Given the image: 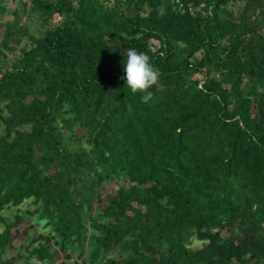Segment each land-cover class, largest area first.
<instances>
[{
    "label": "trees",
    "instance_id": "1",
    "mask_svg": "<svg viewBox=\"0 0 264 264\" xmlns=\"http://www.w3.org/2000/svg\"><path fill=\"white\" fill-rule=\"evenodd\" d=\"M5 1L0 264H264V0Z\"/></svg>",
    "mask_w": 264,
    "mask_h": 264
},
{
    "label": "clouds",
    "instance_id": "2",
    "mask_svg": "<svg viewBox=\"0 0 264 264\" xmlns=\"http://www.w3.org/2000/svg\"><path fill=\"white\" fill-rule=\"evenodd\" d=\"M131 39H141L137 34ZM125 75L121 77L133 94L141 93V101L145 104L153 99L150 89L158 84L159 71L151 64L150 56L146 52L137 51L135 48L126 50V62L123 69Z\"/></svg>",
    "mask_w": 264,
    "mask_h": 264
},
{
    "label": "rangeland",
    "instance_id": "3",
    "mask_svg": "<svg viewBox=\"0 0 264 264\" xmlns=\"http://www.w3.org/2000/svg\"><path fill=\"white\" fill-rule=\"evenodd\" d=\"M18 2H19V1H15V2H14V1H11V0H6L4 4L6 5L7 8H14V7L17 6ZM11 18H12V15H11V13H10L9 11H6V12H4V13H2V14L0 13V21H1V22H2V21H5V20H7V19H11ZM29 23H30V27H31V29H34V28H38V27H39V23H38V20L36 19V17H32V18L29 20ZM26 41H28V40L23 39L22 41H20V43H18V46H16V50L13 52L15 55H18V54L20 53V48H21L22 45H24V44L26 43ZM153 42H155V41H153ZM155 43H156V42H155ZM5 52H6V53L9 55V57H10L11 53L8 52V51H5ZM196 56H199V54L196 53ZM196 77H197V78H200L201 75H200V74H196ZM115 183H116V182L110 183V185H112V187L116 188V187H117V184H115ZM29 207H30L29 202H25L24 205H22V208H21V209H25V208H29ZM6 213H7V212H6ZM19 227H20V229H21V228L24 227V225H20ZM2 229H3V225L0 223V231H2ZM38 229H39V228H38ZM15 252H16L15 248H12V249L9 251V253H7L6 256L12 255V254H14ZM4 257H5V256H4ZM59 259H60V258L56 259L55 262L58 261Z\"/></svg>",
    "mask_w": 264,
    "mask_h": 264
}]
</instances>
